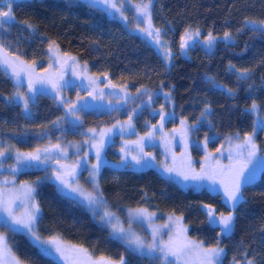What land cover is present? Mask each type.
Returning a JSON list of instances; mask_svg holds the SVG:
<instances>
[{
	"label": "trees",
	"instance_id": "trees-1",
	"mask_svg": "<svg viewBox=\"0 0 264 264\" xmlns=\"http://www.w3.org/2000/svg\"><path fill=\"white\" fill-rule=\"evenodd\" d=\"M12 5L14 19L0 28V43L11 54L43 65L49 44L54 43L86 63L94 74L108 75L112 82L133 90L145 88L129 108L148 99L151 93V108H142L134 117L139 134L147 133L159 121L162 110L170 115L166 127L184 120L195 142L213 136L211 144L215 148L228 137L252 133L256 121L253 103L264 115V28L259 26L264 21V0H151V22L171 49L170 64L149 39L99 7L90 9L79 0H16ZM250 22H255L256 31ZM187 30L229 33L232 41L220 42L211 51L194 45L186 55L180 52L179 42ZM245 69L248 71L242 76ZM18 91L11 76L0 68V149L33 151L47 135L54 137L59 132L81 139L78 131L113 123L120 114L83 110L79 124L56 125L65 112L52 96L36 94L26 111L15 100ZM256 138L264 148L261 131H257ZM191 152L198 162L202 152L196 145ZM106 153L119 159L112 147ZM5 174L9 173L1 176ZM9 176L18 183L33 184L40 209L36 230L42 239L57 237L81 246L93 260L118 262L124 257L128 264H157L131 254L125 245L112 239L107 227L46 178L44 169ZM99 185L106 206L121 217L126 209L137 208L148 209L158 221L176 215L182 218L191 238L205 247L218 245L224 249L221 264H264V168L255 181L242 187L244 203L237 206L233 231L227 238L208 223L204 208L211 205L217 215L228 213L230 208L220 193L183 188L154 169L111 166L102 167ZM2 229L13 253L24 264H61L44 254L24 233Z\"/></svg>",
	"mask_w": 264,
	"mask_h": 264
},
{
	"label": "rangeland",
	"instance_id": "rangeland-1",
	"mask_svg": "<svg viewBox=\"0 0 264 264\" xmlns=\"http://www.w3.org/2000/svg\"><path fill=\"white\" fill-rule=\"evenodd\" d=\"M16 0H11L12 4ZM117 7L121 8L124 13V16H121L119 12L115 9L112 10H105L106 13L112 17H116L119 20L123 21L127 25V27L136 33L145 36L150 42L154 45L156 50L160 53L163 59L170 64V60H166L164 58L165 49L170 51V56H172V52L170 47L165 43V41L161 38L160 44H157L156 40L153 36H149L147 32L142 31V29L148 28L147 19L141 15H139L136 11V6L138 4H146L148 2H134L131 0H116ZM7 0H4L3 3H0V8L7 10ZM99 8H104L103 5L98 6ZM150 11V6H149ZM126 17V19H125ZM152 24V22H151ZM257 26L256 24L252 25ZM260 27L261 26L259 25ZM155 28L152 24L151 31L154 33ZM197 32L199 35H197ZM190 34L188 39V49L194 45H199L207 51H211L214 46L220 42L228 43L232 41V37L229 35L227 38L225 35H215L212 33L202 34L199 30H187L183 33L182 36L185 34ZM209 35L214 38L211 47H209L207 40ZM1 44V43H0ZM55 47L58 51V54L61 59H67L68 57L75 58L76 64L73 66L71 63L69 65V70L65 71L64 67L61 64L54 62L53 59H50V52L48 47V55L47 59L44 61L42 65L41 62L35 63L36 67V75L38 76H45L49 73L53 75H60L63 72V80L70 82L69 86L63 87L59 92L52 89L51 85L49 84H36L35 87L38 90L36 93H29L27 89V76L22 74L23 84L17 85L15 79L11 76L10 70H4L11 76L15 84L18 86V89L23 96L29 97V103L34 99L36 94L43 92L52 96L58 104H60L65 112L64 117L56 122V125H61L64 122L68 123L70 126L77 125L81 122V111L83 110H93L96 113H110L117 114L120 112L119 117L113 123H100L97 125H91L86 127L83 130L78 131L81 139H72L67 137L65 132H59L56 136H46V140L41 145L29 152H21L20 153H35L38 149L40 150L41 154V161H33V167H24L23 165H18L16 162V153L18 150L12 149L9 150L7 148L0 149V152H3L4 155L0 156V176L3 173L9 174H17L23 170L29 169H44L46 178L52 181L58 190L64 194L75 200L77 203L81 204L92 216L95 220L102 224L103 226L107 227L111 232V226L105 225L103 221H101L100 216L103 215L105 210H110L105 202H101L95 205H89L88 201L83 197L80 196L78 193L71 192L70 189H64L62 185H60L59 181L55 179L57 173L60 172V166H67L71 168L72 166L76 167V180L73 181L75 186H79L85 193H92L96 194V189L93 187V184L89 178V172L92 170V166L99 163V173L97 176V181L99 184V175L100 171L103 166H111L116 168H127L131 170H145V169H154L163 177H166L179 186L183 188H192L196 190L206 189L209 191L217 192L222 194L223 198L226 201V197L223 193L222 188L220 187L219 183L213 184L208 179L198 180V179H188L185 180L182 176L177 175L176 172H167L165 171L166 167H173L179 169L181 166V162H184V169L187 170V161L190 159L191 168L194 172L200 173L202 165H208L211 163L213 166L216 164L227 166L229 161V153H232L233 159L232 162H237L236 156V145L242 144L245 136H235V137H228L224 141H222L219 146L215 147L211 144L212 141L215 140V137H207L201 141L195 142V140L190 136L189 126L184 123L182 124L181 121L171 128L166 127V122L168 117L170 116L168 113L159 110L160 118L159 121L152 125L147 133L139 134L135 131L134 128V117L141 111L144 107L151 108V103L148 102V99L140 102L134 108H129L130 103L137 98L141 93L145 92V88L140 89H130L126 85H120L112 82L108 75H97L89 71L86 63L80 61L76 56L69 55L66 52H63L57 45L54 43H50ZM49 44V45H50ZM181 44V39L179 42V48ZM4 47V46H3ZM5 48V47H4ZM7 52L10 54L9 58L14 59L17 56L11 54L7 48H5ZM187 49V50H188ZM187 50H181L182 54L187 55ZM20 60H22L20 58ZM24 61V60H23ZM29 66L32 63H28ZM52 65L49 68V65ZM106 77V78H105ZM90 79H96L99 82L96 85H89ZM109 84L112 86L110 87ZM16 102L20 103L23 107V100L20 99L17 94L15 95ZM65 103H62L61 101ZM71 104H76L77 111L75 115L69 113V107ZM28 110V107H27ZM26 110V111H27ZM123 111L127 114L126 116L123 115ZM255 115L256 121H258L264 115H260L256 109L253 111ZM165 116V119L161 120V115ZM129 116H131V121L129 122ZM111 118V117H110ZM130 124V126H129ZM115 125V127H113ZM162 125V127H161ZM111 129V131H108ZM94 130V131H90ZM185 130L186 135H185ZM259 131V129L257 130ZM106 133L103 137L101 133ZM263 138H264V131H261ZM255 143L258 148V153L255 159L253 160L252 164L249 165V171L245 173V177L249 175L250 172H254L255 180L259 177L261 170L264 168V148H260L259 144L257 143L256 136L254 137ZM207 141V143H206ZM94 145H102L99 149V162L97 161L96 154H97V147ZM196 145V147L202 152V156L197 162L193 157L191 152V147ZM59 146V147H57ZM112 147L116 153L119 155V159H114L108 156L106 151ZM44 149H48L49 152L47 153L51 159L45 161L44 160ZM142 149V150H141ZM219 150V151H218ZM67 155H64V153ZM206 156L212 157V160H206ZM136 157L139 159V163H137V159H133ZM11 159V162L8 160ZM175 161V163H174ZM55 162H58V166L55 165ZM16 168V171L13 169ZM9 174L2 175L0 177V189H3L7 194L9 191L12 193H19L21 186L26 183H18L14 180V178L10 177ZM254 180V181H255ZM245 182L244 184H246ZM32 185L31 183H27ZM243 184V186H244ZM242 186V187H243ZM100 191V185H99ZM101 192V191H100ZM104 201V199H103ZM35 203L36 199H35ZM17 214L22 211L19 207V201H17ZM38 205V204H37ZM128 210L126 209L124 212V216L121 217L115 212V216L119 218L120 226L125 229L129 228V221H128ZM231 210V209H230ZM39 212L37 213L38 216ZM225 213L224 215H227ZM168 216H166L164 221H158L156 216L154 215L151 222L148 220L140 219V220H133L131 223V228L141 236L146 243H150L152 240V229L154 227H160L166 223H168ZM177 218L181 217L174 215ZM5 217L4 213H0V221L3 220ZM115 222V220L113 221ZM183 225L185 226L183 220ZM2 227H5L2 222H0V236L5 238V243L7 248L10 249L12 256L16 257L13 253L8 240H7V233L3 231ZM186 227V226H185ZM20 232L24 233L41 251L43 249H47V252H43L44 254L53 257L61 264H65V261L60 257V255L55 251V248L52 245L45 243L44 245H40L36 242L32 237H30L26 231L20 230ZM168 228H162L160 236L157 239H168ZM187 238L193 242L200 243L195 239L191 238L187 233ZM47 241L49 239H42ZM59 241L65 246H75L66 242H63L59 239ZM221 247V246H219ZM211 248V247H206ZM222 248V247H221ZM145 251H147L145 249ZM156 255H160L157 253ZM224 252L221 257L220 264L222 262ZM17 258V257H16ZM5 259H8L7 253L5 254ZM174 258L169 257V261H173ZM22 262V261H21ZM249 262V261H248ZM248 262H231L228 264H248ZM22 264H24L22 262ZM182 264V262H181Z\"/></svg>",
	"mask_w": 264,
	"mask_h": 264
},
{
	"label": "snow or ice",
	"instance_id": "snow-or-ice-1",
	"mask_svg": "<svg viewBox=\"0 0 264 264\" xmlns=\"http://www.w3.org/2000/svg\"><path fill=\"white\" fill-rule=\"evenodd\" d=\"M4 0H0V3H3ZM79 3L84 4L90 9L97 8L100 5H103L104 8H101V11L115 9L120 13L121 16H124L121 8L117 7L116 0H79ZM151 0H148L146 4H138L136 6V11L139 15L147 19L148 28L142 29L148 33L149 36H153L157 44H160L161 33L159 29H156L153 33L151 31V14L149 11V6ZM7 10L0 8V28H3L5 22H11L14 19L13 16V5L11 0H7ZM126 19V17H125ZM255 24V22H250ZM261 26H264V21L259 22ZM253 31H256V28L253 27ZM197 35L199 33L197 32ZM229 33H225L227 38ZM191 38L190 34L186 33L185 36L181 37V50H187L188 39ZM214 38L209 35L207 43L211 47ZM50 59H53L54 62L61 64L62 67L69 65L71 63L73 66L77 63L75 58L68 57L67 59H61L58 51L52 44L49 45ZM9 53L0 44V68L5 70H10L11 76L15 79L17 85L23 84L22 74L27 76V89L29 93H36V84H49L52 89L59 92L63 87L69 86L70 82L63 80V72L60 75H53L49 73L45 76L36 75L35 62L33 61L32 65L29 66L27 62L20 60L19 57L14 59L9 58ZM164 58L170 60V51L165 49ZM52 65H49L51 68ZM247 69L244 70L242 76L247 73ZM106 78V77H105ZM210 80L212 78H209ZM240 79V77H238ZM99 81L96 79H90L89 85H96ZM111 87L112 85L109 84ZM214 87H219V85L213 84ZM231 91V90H229ZM17 96L23 100L24 108L27 110L29 97L23 96L20 92H17ZM152 95L148 94V102L151 103ZM62 103H65L63 100ZM77 105L71 104L69 107V113L72 115L76 114ZM257 105L252 104V111H256ZM203 115V114H202ZM165 116L161 115V120L163 121ZM131 121V116H129V122ZM183 124L184 121H181ZM253 130L251 134H247L242 144L236 145V156L237 162L233 163L232 153H229L230 163L227 166L216 164L213 166L211 163L208 165H202L200 173H196L191 168L190 159L187 161V170L184 169V162H181L179 169L173 167H166L165 171L171 173L176 172L177 175L182 176L185 180L188 179H208L213 184L219 183L220 187L223 190V193L226 197V203L231 209L227 215L220 213L217 215L216 211L212 208L211 205H204L206 209V215L208 217V223L213 227H218L220 229L219 235L227 238L230 237L234 222H235V211L237 206L244 203L242 186L245 182L251 183L255 180L254 172H250L247 177L245 173L249 171V165L252 164L253 160L257 156L258 148L255 143L254 137L257 134V130L264 131V117H261L258 121L253 122ZM130 126V124H129ZM115 127V125L113 126ZM162 127V125H161ZM94 131V130H90ZM108 131H111L109 129ZM185 130V135H186ZM106 133L102 132L101 136L103 137ZM207 143V141H206ZM59 147V146H57ZM97 147L96 158L99 162V149L102 145H94ZM142 150V149H141ZM45 153L44 160L47 161L51 159L47 155L49 152L48 149L43 150ZM219 151V150H218ZM4 153L0 152V156H3ZM64 155H67L65 152ZM16 162L18 165H23L24 167H33V161H41L42 157L40 150L38 149L35 153H16ZM133 159H137L133 157ZM206 160L211 161L212 157L206 156ZM137 159V163H139ZM175 163V161H174ZM2 166V165H0ZM76 167L72 166L71 168L67 166H60V172L57 173L55 179L59 181L60 185L64 189H70L71 192L78 193L80 196H83L89 205H95L103 201V194L99 191V184L97 181V176L99 173V163L92 166V170L89 172V178L93 184V187L96 189V194L85 193L79 186H75L73 181L76 180ZM17 169L14 168L13 171ZM35 188L30 184H24L21 186L19 193H12L9 191L7 194L3 189H0V213H4L5 217L2 222L3 225L12 231L24 230L26 233L32 237L36 242L41 246L45 243L52 245L55 248V251L60 255V257L65 261V264H128V262L121 257L120 260L111 261L105 258L99 260H93L91 255L86 249L81 246H65L63 245L57 237H51L49 240H41L37 230V213L40 211L38 205L35 203ZM17 201H19V207L22 209L19 214H17ZM106 203V202H105ZM154 213H149L146 208H137L128 210V221L129 228L125 229L120 226L119 218L115 216V213L105 210L103 215L100 216L101 221L105 225H110L112 231L110 236L112 239L120 242L125 245L128 251L131 254L139 255L141 257H147L150 261L157 262V264H220L222 254L224 249L219 247L206 248L202 242L197 243L189 240L187 238V228L183 225L180 218L175 217L174 215L168 216V223L160 226L154 227L152 229V240L150 243H146L145 240L139 236L132 228L131 223L133 220H148L152 221ZM115 220V222H113ZM162 228H168V239L165 241L162 238L157 239L161 234ZM145 249L147 251H145ZM42 252H47V249L42 248ZM7 253L8 259H5V254ZM159 253L160 255H156ZM169 257L174 258L173 261H169ZM0 264H22V262L12 256L10 249L7 248L5 243V238L0 236ZM248 264H252V261H249Z\"/></svg>",
	"mask_w": 264,
	"mask_h": 264
},
{
	"label": "water",
	"instance_id": "water-1",
	"mask_svg": "<svg viewBox=\"0 0 264 264\" xmlns=\"http://www.w3.org/2000/svg\"><path fill=\"white\" fill-rule=\"evenodd\" d=\"M69 65H70V63H69ZM69 65L64 66V70H65V71H68V70H69ZM58 164H59L58 162H55V165H56V166H58Z\"/></svg>",
	"mask_w": 264,
	"mask_h": 264
}]
</instances>
